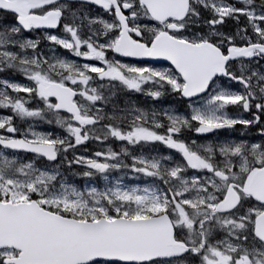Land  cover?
<instances>
[{
    "label": "snow or ice",
    "instance_id": "1",
    "mask_svg": "<svg viewBox=\"0 0 264 264\" xmlns=\"http://www.w3.org/2000/svg\"><path fill=\"white\" fill-rule=\"evenodd\" d=\"M0 264H264V0H0Z\"/></svg>",
    "mask_w": 264,
    "mask_h": 264
},
{
    "label": "flooded vegetation",
    "instance_id": "2",
    "mask_svg": "<svg viewBox=\"0 0 264 264\" xmlns=\"http://www.w3.org/2000/svg\"><path fill=\"white\" fill-rule=\"evenodd\" d=\"M169 101L165 100L164 103L167 104Z\"/></svg>",
    "mask_w": 264,
    "mask_h": 264
},
{
    "label": "rangeland",
    "instance_id": "3",
    "mask_svg": "<svg viewBox=\"0 0 264 264\" xmlns=\"http://www.w3.org/2000/svg\"><path fill=\"white\" fill-rule=\"evenodd\" d=\"M19 79V78H18ZM77 183H80L79 181H77Z\"/></svg>",
    "mask_w": 264,
    "mask_h": 264
}]
</instances>
